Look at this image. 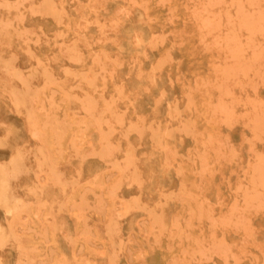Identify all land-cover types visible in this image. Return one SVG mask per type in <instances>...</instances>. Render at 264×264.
I'll list each match as a JSON object with an SVG mask.
<instances>
[{"label":"rangeland","instance_id":"rangeland-1","mask_svg":"<svg viewBox=\"0 0 264 264\" xmlns=\"http://www.w3.org/2000/svg\"><path fill=\"white\" fill-rule=\"evenodd\" d=\"M0 264H264V0H0Z\"/></svg>","mask_w":264,"mask_h":264}]
</instances>
